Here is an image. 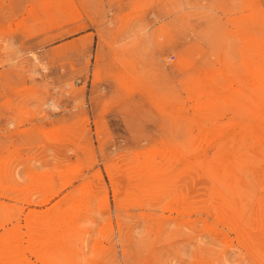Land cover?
Listing matches in <instances>:
<instances>
[{
	"label": "rangeland",
	"instance_id": "374dc122",
	"mask_svg": "<svg viewBox=\"0 0 264 264\" xmlns=\"http://www.w3.org/2000/svg\"><path fill=\"white\" fill-rule=\"evenodd\" d=\"M0 264H264V0H0Z\"/></svg>",
	"mask_w": 264,
	"mask_h": 264
}]
</instances>
